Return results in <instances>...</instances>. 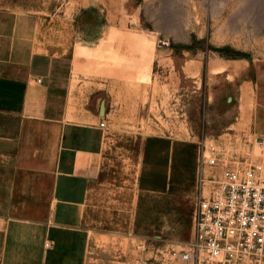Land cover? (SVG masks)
Masks as SVG:
<instances>
[{"label":"rangeland","instance_id":"1","mask_svg":"<svg viewBox=\"0 0 264 264\" xmlns=\"http://www.w3.org/2000/svg\"><path fill=\"white\" fill-rule=\"evenodd\" d=\"M60 1L83 27L73 42V84L99 106L112 165L128 172L124 214L90 239L88 264H182L168 251L193 240L202 145L233 168L264 164V0ZM191 156L188 183L174 173ZM222 167H204V193ZM156 187L168 230L151 213Z\"/></svg>","mask_w":264,"mask_h":264},{"label":"crops","instance_id":"2","mask_svg":"<svg viewBox=\"0 0 264 264\" xmlns=\"http://www.w3.org/2000/svg\"><path fill=\"white\" fill-rule=\"evenodd\" d=\"M82 29L60 0H0V264H88L90 239L124 214L126 166L112 165L99 106L73 84ZM177 166L190 183L194 157ZM153 190L151 213L168 230L163 188Z\"/></svg>","mask_w":264,"mask_h":264},{"label":"built area","instance_id":"3","mask_svg":"<svg viewBox=\"0 0 264 264\" xmlns=\"http://www.w3.org/2000/svg\"><path fill=\"white\" fill-rule=\"evenodd\" d=\"M257 143L263 147L264 139ZM198 163L193 240L186 248H171L169 259L182 264H264V164L233 168L218 161L213 145H202ZM218 164L223 167L208 179L211 189L204 193L203 169Z\"/></svg>","mask_w":264,"mask_h":264}]
</instances>
